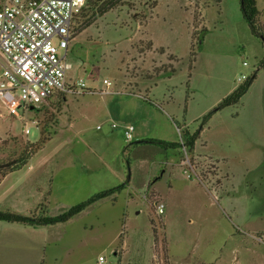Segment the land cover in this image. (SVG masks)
<instances>
[{
	"label": "rangeland",
	"instance_id": "obj_1",
	"mask_svg": "<svg viewBox=\"0 0 264 264\" xmlns=\"http://www.w3.org/2000/svg\"><path fill=\"white\" fill-rule=\"evenodd\" d=\"M68 61V81L89 85L83 95L16 116L0 104V147L49 138L26 167L0 175V211L54 217L126 188L64 223L0 221V264H264V43L241 1L127 0L73 34ZM254 75L239 103L205 122ZM125 125L143 138L127 141ZM198 131L194 154L134 144H184Z\"/></svg>",
	"mask_w": 264,
	"mask_h": 264
},
{
	"label": "built area",
	"instance_id": "obj_2",
	"mask_svg": "<svg viewBox=\"0 0 264 264\" xmlns=\"http://www.w3.org/2000/svg\"><path fill=\"white\" fill-rule=\"evenodd\" d=\"M86 2L0 0V104L9 115L41 107L62 94L81 96L90 90L83 78L68 81L74 20ZM103 83L112 85L108 80ZM123 131L127 141L133 140L135 126L125 125ZM183 151L187 154L185 147ZM181 165L196 175L187 158ZM185 173L192 178L188 170ZM157 213H165L164 203L157 205Z\"/></svg>",
	"mask_w": 264,
	"mask_h": 264
},
{
	"label": "trees",
	"instance_id": "obj_3",
	"mask_svg": "<svg viewBox=\"0 0 264 264\" xmlns=\"http://www.w3.org/2000/svg\"><path fill=\"white\" fill-rule=\"evenodd\" d=\"M126 1L127 0H87L85 7L76 16L74 20L73 34L74 35L79 34L85 31L86 29H89L94 25V23H96V21L106 16L109 12L114 11L118 7L124 5ZM240 1H241V11L243 17L245 21L248 23L251 33L254 36L261 39L262 37H264V24L261 21L262 13L258 5V0H240ZM155 8L156 6L154 5L153 9ZM205 32L206 31H204V33ZM200 40H201L200 43L202 44L203 39L200 38ZM195 59H196L195 51H192L189 68H192ZM262 66H264V61L262 62ZM174 71H175L174 68H172L170 72L164 70V72L162 73V77L159 74H157L156 76L157 77L160 76L161 78H171ZM255 79H256V75H254L252 78L246 79V81L243 84L238 86L230 95L225 97L218 104L217 108L214 111H212L211 113H209L204 117L205 122H207L208 119H210L211 116L218 110L239 103V101L243 98V96L248 92ZM61 96L62 98L60 99H64V100L67 97V95L65 94H62ZM141 98L147 100L142 95ZM201 131L195 133L187 132L186 140L184 141V144L178 142H167L160 140L137 141L134 144L154 143L160 145L163 149H169V148L178 149L181 147L182 150H184L185 147L188 153L194 154L196 152V145L201 135ZM48 139H49L48 137H45L41 141L35 144L29 141L25 143H20L19 140L17 139L11 141L12 146L10 142L4 143V145L0 147V151L3 152L4 156H6L5 157L6 159L0 160V175H2V177H6L10 173L19 171L23 167H26L28 163L38 154V152L41 151V149H43L45 143L49 141ZM197 173L200 177L206 175L198 171ZM125 188H126V184H122L118 187L99 192L94 196H92L87 201L78 204L72 207L71 209H69L68 211L54 217L51 216L37 217L35 215L25 216L16 213L0 211V221H6L10 223H21L30 226L54 225L57 223H64L69 221L76 215L80 214L81 212L85 211L88 207H90L97 201L119 194ZM154 235H155V241L158 243L159 240L156 231H154ZM163 247H164L163 251H165L168 254V252L165 250L164 245ZM167 261H168V257H166V262Z\"/></svg>",
	"mask_w": 264,
	"mask_h": 264
},
{
	"label": "crops",
	"instance_id": "obj_4",
	"mask_svg": "<svg viewBox=\"0 0 264 264\" xmlns=\"http://www.w3.org/2000/svg\"><path fill=\"white\" fill-rule=\"evenodd\" d=\"M236 88H237V87H236ZM236 88H234L233 91H234ZM141 134H142V133H140V131L138 132V129H137L136 126H135L134 138H133V139L135 140V139H141V138H143L144 135H141ZM135 136H136V137H135ZM166 164H168L169 166H173L172 164L169 163V161H167ZM168 165H167V166H168ZM169 166H168V167H169ZM168 167H167V168H168ZM167 168H165V169H167Z\"/></svg>",
	"mask_w": 264,
	"mask_h": 264
},
{
	"label": "water",
	"instance_id": "obj_5",
	"mask_svg": "<svg viewBox=\"0 0 264 264\" xmlns=\"http://www.w3.org/2000/svg\"><path fill=\"white\" fill-rule=\"evenodd\" d=\"M261 40H262V41H263V43H264V37H262V38H261ZM34 109H35V108H32V110H34Z\"/></svg>",
	"mask_w": 264,
	"mask_h": 264
}]
</instances>
